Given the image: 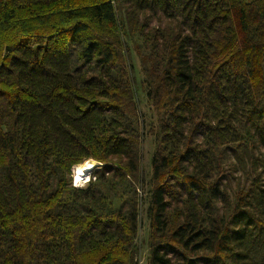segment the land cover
Returning <instances> with one entry per match:
<instances>
[{
	"label": "trees",
	"instance_id": "16d2710c",
	"mask_svg": "<svg viewBox=\"0 0 264 264\" xmlns=\"http://www.w3.org/2000/svg\"><path fill=\"white\" fill-rule=\"evenodd\" d=\"M147 195V264H264V0H0V264H138Z\"/></svg>",
	"mask_w": 264,
	"mask_h": 264
},
{
	"label": "rangeland",
	"instance_id": "374dc122",
	"mask_svg": "<svg viewBox=\"0 0 264 264\" xmlns=\"http://www.w3.org/2000/svg\"><path fill=\"white\" fill-rule=\"evenodd\" d=\"M132 67L136 79V90H137V99L139 101V115L141 120L143 121V128H144V135L141 143V165L142 169L145 173V175L150 174V162H151V157L153 153V148H154V142H153V137L149 134L146 133L147 130L150 128L151 122H153V115L150 110V106L148 104L146 94H145V86H143V75L141 72V67L139 63L138 57L133 54L132 55ZM91 160V159H90ZM92 161V160H91ZM96 165L97 162H96ZM77 166V165H75ZM74 166L71 169V179H72V171H73ZM98 169V166H96L91 173L95 172ZM240 171H237L236 174H239ZM72 182V181H71ZM143 188H145V191L148 193V187L144 183ZM147 208H148V195L146 198H144V201L141 205V224L140 228L138 230V239L137 242L140 243V253L138 254V264H147L149 253H148V235H149V221H148V213H147Z\"/></svg>",
	"mask_w": 264,
	"mask_h": 264
},
{
	"label": "clouds",
	"instance_id": "9594fccd",
	"mask_svg": "<svg viewBox=\"0 0 264 264\" xmlns=\"http://www.w3.org/2000/svg\"><path fill=\"white\" fill-rule=\"evenodd\" d=\"M96 161H85L83 165L74 166L72 171V187L83 189L85 188L93 179L91 175V169L96 167ZM102 167V166H101ZM88 173L85 175V173Z\"/></svg>",
	"mask_w": 264,
	"mask_h": 264
},
{
	"label": "built area",
	"instance_id": "2783aa9c",
	"mask_svg": "<svg viewBox=\"0 0 264 264\" xmlns=\"http://www.w3.org/2000/svg\"><path fill=\"white\" fill-rule=\"evenodd\" d=\"M97 166H98V169H101V165H100V164H98ZM91 175H92V177H93L92 180H95V175L93 174V172L91 173Z\"/></svg>",
	"mask_w": 264,
	"mask_h": 264
},
{
	"label": "bare ground",
	"instance_id": "6f19581e",
	"mask_svg": "<svg viewBox=\"0 0 264 264\" xmlns=\"http://www.w3.org/2000/svg\"><path fill=\"white\" fill-rule=\"evenodd\" d=\"M87 161L90 162L91 160H87ZM83 164H84V162H83L82 164H78V165H83ZM94 168H95V167H94ZM94 168H93V169H94ZM93 169H91V171H92ZM87 174H88V173L86 172L85 175H87Z\"/></svg>",
	"mask_w": 264,
	"mask_h": 264
}]
</instances>
